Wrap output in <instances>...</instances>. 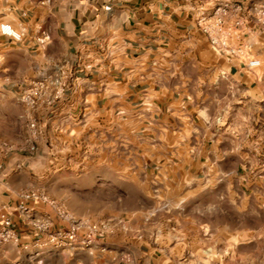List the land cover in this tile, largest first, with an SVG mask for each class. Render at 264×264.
Wrapping results in <instances>:
<instances>
[{"label": "crops", "instance_id": "crops-1", "mask_svg": "<svg viewBox=\"0 0 264 264\" xmlns=\"http://www.w3.org/2000/svg\"><path fill=\"white\" fill-rule=\"evenodd\" d=\"M219 1L241 4L250 15L264 0H0V24L24 35L13 42L0 34V133L36 118L57 146L67 132L75 144L84 136L90 150L101 151L93 166L134 165L156 201L181 199L167 207L166 219L156 206L110 221L101 250L120 260L172 262L178 246L205 245L207 225L191 224V202L222 187L238 194L248 176L241 168L255 165L253 152L264 157V79L215 55L196 25L197 10L210 12ZM254 53L264 58V33ZM54 79L66 88L52 101ZM41 82L47 89L31 110L19 97ZM9 147L18 150L12 138L0 140L5 156ZM4 177L0 202L14 206Z\"/></svg>", "mask_w": 264, "mask_h": 264}, {"label": "rangeland", "instance_id": "rangeland-1", "mask_svg": "<svg viewBox=\"0 0 264 264\" xmlns=\"http://www.w3.org/2000/svg\"><path fill=\"white\" fill-rule=\"evenodd\" d=\"M255 73V78L264 79V69ZM224 76L223 73L222 78ZM3 106L0 103V107ZM32 120L37 123L35 135L29 127ZM23 121L20 123L23 128H17L13 134L0 133V140L8 136L18 148L8 156L5 151L0 152V178L5 176L2 180L13 188L14 198L26 190L37 189L64 204L72 214H85V218L93 222H110L114 218L127 221L133 215L137 217L136 212L141 209L151 210L156 206L165 211L160 217L166 219L167 207L181 202V199L156 201L152 198L147 193V186L137 181L139 175L136 174L142 177L144 171L134 165L125 170L93 166L94 160L101 158V151L90 150L84 136L75 144L67 132L64 146L60 147L55 143L52 131L45 135L39 132L36 118ZM31 144L36 147L34 154L28 152ZM243 153H248L243 158L251 157L250 152ZM253 156L257 159L255 165H248L246 171L241 168L248 176L238 194L229 193L222 187L216 193L203 194L199 200L191 202L187 210L191 224L207 225L201 230L202 237L206 238L205 245L178 246L174 251L175 259L160 264H264V166H261L264 157L260 151L253 152ZM23 159L27 161L23 162ZM19 162L22 167L17 169ZM198 209L203 214H199ZM175 216L182 225L181 216L178 213ZM195 227H191L194 236L197 235ZM22 233L18 245L0 246V264H123L109 252L110 249L85 252L46 245L39 247L32 234ZM39 238L40 243L46 241L44 236ZM198 255L203 256L204 262L197 261Z\"/></svg>", "mask_w": 264, "mask_h": 264}, {"label": "built area", "instance_id": "built-area-1", "mask_svg": "<svg viewBox=\"0 0 264 264\" xmlns=\"http://www.w3.org/2000/svg\"><path fill=\"white\" fill-rule=\"evenodd\" d=\"M247 20L254 27L247 26ZM196 25L218 57L245 72L254 74L256 70L264 69V58L254 53L258 35L264 33V1L254 5L250 15L241 4L229 1L217 2L210 12L200 7ZM0 34L13 42H21L24 36L9 23L0 24ZM52 85L59 87L58 94L52 98L54 101L64 93L66 84L54 79ZM46 89L44 82L36 83L23 92L19 99L29 109H36ZM52 101H49V105H52ZM29 127L35 135V120ZM8 151L12 149L9 147ZM28 152H36L34 144L29 146ZM21 167L22 163L16 164L17 169ZM13 214L17 215V219ZM23 231L32 234L37 241L35 245L39 247L46 245L54 249L92 252L103 248L102 242L110 234L111 224L108 221L93 222L76 217L64 204L37 189H30L17 194L14 206L0 202V246L18 245ZM41 236L46 238L44 243H40ZM120 261L123 264H148L142 259L131 257H123Z\"/></svg>", "mask_w": 264, "mask_h": 264}]
</instances>
